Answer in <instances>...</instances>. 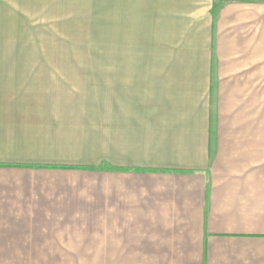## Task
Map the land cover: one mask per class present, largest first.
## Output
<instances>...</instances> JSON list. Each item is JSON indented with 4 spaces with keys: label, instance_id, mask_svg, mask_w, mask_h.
<instances>
[{
    "label": "crops",
    "instance_id": "0c3cea01",
    "mask_svg": "<svg viewBox=\"0 0 264 264\" xmlns=\"http://www.w3.org/2000/svg\"><path fill=\"white\" fill-rule=\"evenodd\" d=\"M100 1L145 56L91 106L86 0H0V264H264V0Z\"/></svg>",
    "mask_w": 264,
    "mask_h": 264
},
{
    "label": "rangeland",
    "instance_id": "374dc122",
    "mask_svg": "<svg viewBox=\"0 0 264 264\" xmlns=\"http://www.w3.org/2000/svg\"><path fill=\"white\" fill-rule=\"evenodd\" d=\"M58 5L60 20L71 17L70 31L80 44L76 56L86 57V105H97L100 69L109 68L105 64L113 68L117 57L145 56L141 27H145L146 3L86 0ZM76 264H86V259H76Z\"/></svg>",
    "mask_w": 264,
    "mask_h": 264
}]
</instances>
